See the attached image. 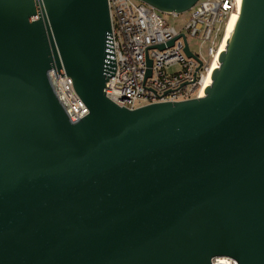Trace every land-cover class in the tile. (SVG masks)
Instances as JSON below:
<instances>
[{"label": "water", "instance_id": "1", "mask_svg": "<svg viewBox=\"0 0 264 264\" xmlns=\"http://www.w3.org/2000/svg\"><path fill=\"white\" fill-rule=\"evenodd\" d=\"M228 29L204 97L129 110L108 0H0V264H264V0Z\"/></svg>", "mask_w": 264, "mask_h": 264}, {"label": "built area", "instance_id": "2", "mask_svg": "<svg viewBox=\"0 0 264 264\" xmlns=\"http://www.w3.org/2000/svg\"><path fill=\"white\" fill-rule=\"evenodd\" d=\"M241 1L198 0L178 30L163 18L167 14L140 0H108L117 70L106 85L107 98L129 110L201 98L213 66L216 62L219 65L228 22L234 13H239ZM190 40L194 41L195 49ZM158 45H164L165 49H152ZM186 46L191 57L185 52ZM147 56L152 60V75L148 79ZM56 85L78 119L89 114L70 77L56 78ZM211 264H237V261L216 257Z\"/></svg>", "mask_w": 264, "mask_h": 264}, {"label": "rangeland", "instance_id": "3", "mask_svg": "<svg viewBox=\"0 0 264 264\" xmlns=\"http://www.w3.org/2000/svg\"><path fill=\"white\" fill-rule=\"evenodd\" d=\"M189 16H190L189 13H184V14H180L178 18H174L171 15H163V18L167 21V23L180 30V28L184 26V24L186 23ZM190 45L192 46L193 49H195V43L193 40H190Z\"/></svg>", "mask_w": 264, "mask_h": 264}, {"label": "bare ground", "instance_id": "4", "mask_svg": "<svg viewBox=\"0 0 264 264\" xmlns=\"http://www.w3.org/2000/svg\"><path fill=\"white\" fill-rule=\"evenodd\" d=\"M233 15H237V16H238V13H234ZM233 15H232V16H233ZM230 20H231V18H230ZM230 20H229L228 25H227V29H226V33H225V36H224V40H223L222 46H221V48H220V53H222L223 51L226 50L227 45H228V43H227V44L225 43L226 38L229 37V39H230V38H231V34H232L233 30H234V29H232V30H229V29H228L229 24H230ZM218 66H219V65H218V62H216L215 65L213 66V69L215 70L216 68H218ZM211 77H212V75H209L207 81L205 82V87H206V88H207L208 86H210L211 83H212V79H211ZM204 95H205L204 92H202V93H201V97H204Z\"/></svg>", "mask_w": 264, "mask_h": 264}]
</instances>
